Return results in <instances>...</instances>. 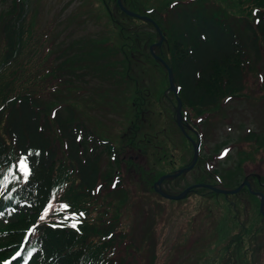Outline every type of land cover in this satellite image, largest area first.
Here are the masks:
<instances>
[{"label":"rangeland","instance_id":"rangeland-1","mask_svg":"<svg viewBox=\"0 0 264 264\" xmlns=\"http://www.w3.org/2000/svg\"><path fill=\"white\" fill-rule=\"evenodd\" d=\"M14 1L0 0V17L1 13L11 4L17 7V3ZM161 1L127 0L129 4L125 3V5L124 0L122 2L124 6L130 8H127L128 10L141 15L145 14L149 5L158 6L157 3ZM234 1L225 0L229 4ZM22 3L26 12L22 21L23 26H18L16 42L20 46V52L16 55L15 60L18 68L27 71L26 73L38 72L36 82L38 92L45 89L47 91L52 84L49 90L56 86L49 79L47 86L44 84V87H41L43 84L41 65L45 62L46 47L51 46L53 49L63 47L62 49L70 50L68 53L79 52V48L75 46L76 43L69 41L74 38L86 40L89 38L88 35L95 39L105 38L110 45L114 46L109 50L110 53H113L109 56V59L112 60L103 64L96 77L86 75L89 78L87 82L84 73L71 75L70 78H74L75 81L67 78L68 84L60 86L51 94L52 99L57 97L62 100L70 98L74 100L73 104L75 107L77 106V111H80V117L89 123L102 120L99 126H91V128H97L114 147L113 159L109 155L102 154L99 168H95L98 176L96 182L99 185L101 182L105 183V177L109 174L111 178L107 180L108 183L105 186L103 183L102 187L98 186L92 192L79 189L81 193L89 195L90 198L87 200L84 197L82 204L78 201L76 206L82 208H76L74 212L85 213V217L82 219L83 223L94 221L93 232L86 231L80 223L63 222L59 224V231L75 233L79 231V234H83L86 246L96 247L97 255H92L90 262L80 258L76 260V257L80 255L79 249L76 252V246L73 244L61 245L54 240L53 236V246L50 250L44 245H38L34 257L36 263L209 264L210 260H203L205 257H211L210 264H223L222 261L226 257V264H257L259 247L264 241V223L259 222L251 233L248 228L242 234L240 232L242 230L236 232L241 223L239 219L242 218L237 205H234L235 209L222 213L217 211V206L204 205L206 203L204 199L207 197L219 201L218 203L222 205L225 204L220 194L214 192H205L199 196L190 194L186 199L174 202L166 201L158 195L156 197L152 191L155 174L151 170L158 173L161 170H170L174 166L176 168L177 165L188 163L193 149L190 144L188 145V141L189 139L194 141L193 135L190 134L186 139L177 140L175 134L178 136V132L174 129L176 125L172 121L171 123L168 121V118L171 119V115L168 114L167 118L166 109L163 108L162 111V103L165 102L160 87H162V81L165 84L164 78L165 80L167 78L164 76L166 74L163 68L162 77L164 78L161 77V68L156 62L153 63L149 51L158 55L159 49H164V42L160 41L158 46L151 49L150 46L158 42V37L147 35V40H144V35L148 34L149 26L127 15L132 22L123 16L118 17L119 14H116L118 10L113 7L116 0H22ZM238 4L239 1L236 0L235 5ZM248 7V0H243V11ZM33 8L35 9L34 17L31 12ZM250 12L252 13L251 8ZM121 15L125 14L121 12ZM139 23L144 27L137 25ZM116 24L120 31L123 25H127L136 35L129 43L131 47H127L125 51L122 41L117 39ZM44 35L45 37H43ZM145 44H147V54L144 53ZM67 45L69 46L67 47ZM132 49L139 51L140 56L135 59L129 58V61L126 62L116 57L117 53L122 54V52H129ZM11 51L13 50L7 45L6 37L0 35V60ZM261 52L262 59L259 65L254 66L253 69L249 67L243 72L241 95L238 97L227 96L222 100L219 109L215 111V116L211 115L212 123L223 120L221 122L224 126L221 130L215 126L212 134L206 131L207 157L214 153L213 150L208 151V149L209 146L211 147L212 141L218 137L219 132L230 133L232 140H236L237 135L240 136L241 133L244 135L248 127L255 129L259 124L263 125L264 132V110L262 109L264 108L262 106L264 85L259 80L260 75L264 74L263 46ZM24 64L31 66L26 67ZM57 64L54 65L55 68ZM37 66L39 69H36ZM127 67L129 71L125 70ZM119 68L124 69V77H129V81L125 83L120 81L123 79L121 78L122 70ZM52 76L54 81L55 75L52 74ZM0 81L3 82L4 79L1 78ZM115 84L119 85L117 90L114 88ZM123 85H125L124 91L122 90ZM119 87H121V93H119ZM135 89L144 100L140 106H138L137 97L133 98L132 96ZM126 91L127 94L129 92L130 94H124ZM115 93L119 94L115 96ZM123 98L129 103H125ZM133 101L137 105H133ZM169 101L171 102L170 98ZM187 114L194 115L193 113ZM197 119L198 117L195 115L194 120ZM133 120L137 123L136 127H134ZM122 132L125 135L121 137L119 134ZM261 142L262 146H259ZM202 145H204L203 140ZM224 149H226L224 153L226 155H221V151H219L218 156L221 159L218 161L226 160L225 162L233 164L236 163V158L243 159L244 154L247 157L242 165L243 174H261L263 172L264 142L261 139L258 141H237L227 144ZM124 150L126 151L120 154ZM141 150L149 152V154L142 157L139 154ZM170 154L171 158H169ZM135 156H139V158L135 159ZM215 162V159L206 164L199 162L195 171L200 174L207 169L209 173H212V166ZM210 176L215 182V178ZM186 177L180 178L178 181L180 183L191 182L195 176L189 174ZM118 178V183L113 186L114 182L112 183V181ZM202 179L209 181L202 183L213 182L206 176ZM73 187L76 188L74 185ZM116 189L122 190L127 195L126 202L122 200L123 193ZM202 191L200 190V192ZM33 195H36V190ZM59 199L60 196L55 193L53 202H57ZM248 200L249 202L243 206V218L247 219L243 226L246 227L250 226L252 219L255 220L259 214L258 196L248 198ZM68 201L73 202L71 196L68 197ZM47 204L50 205L51 200H48ZM202 204L203 206H200ZM45 206L46 203H44L43 209ZM102 210H106L107 214H100ZM39 213L25 214L27 216L14 225V228L19 227L16 235H22L23 231H29V228L32 227L30 224L37 221ZM48 221L44 219V222ZM39 225L46 226L45 223H39ZM63 233L60 235L63 236ZM238 236H243V240H250L251 244L243 242V244L235 246ZM37 239L38 237H35V240ZM232 243L234 244L231 245ZM227 244L229 247L231 245L232 250L229 262H227V250L225 249ZM220 257L223 260H219ZM236 260L239 261L236 262Z\"/></svg>","mask_w":264,"mask_h":264},{"label":"trees","instance_id":"trees-1","mask_svg":"<svg viewBox=\"0 0 264 264\" xmlns=\"http://www.w3.org/2000/svg\"><path fill=\"white\" fill-rule=\"evenodd\" d=\"M237 1L239 4L236 6V0L231 4L226 3L225 0H162L157 3L158 6L149 5L145 14H141L154 21L162 33L164 49H159L157 56L172 71L177 95L185 113L189 111L199 116V124L195 126V129L201 134V139H206L205 133L209 129L208 124L213 120L211 115L215 116V111L219 109L222 100L227 96L238 97L241 95L244 70L249 67L253 69L254 66L259 65L262 59L264 0H248L249 7L244 11L243 0ZM14 2L17 3V7L11 4L1 13L0 17V35L6 37L7 45L13 50L6 53L0 60V79H4L3 82L0 81V198L4 199L2 201L6 202L8 208L19 211L14 213L7 223L0 221V257L4 251L2 247L12 241L10 238L16 234L19 228H14V225L27 216L25 214H35L36 209L46 198L51 196L52 191H57L61 196L59 200L67 203L72 209L82 208L76 206L77 202L80 201L82 204L84 197L87 199L89 195L81 193L79 189L90 192L94 188L98 178L95 168H99L102 154L105 156L110 154L109 140L103 137L97 128H91V126H99L102 120L89 123L80 117V111H77V106L75 107L73 104L74 100L71 98L62 100L57 97L52 99L51 94L60 86H66L68 79L75 81L74 78H70L71 75L84 73L85 78L86 75L97 76L103 64L112 60L109 59V56L113 53H110L109 50L114 46L110 45L105 38L95 39V37L89 36L86 40L74 38L69 41L76 43L75 46L79 48V52L68 53L70 50L62 49L63 47L60 49L46 47L45 62L41 65V74L43 75L41 87H44V84L47 86L49 79L56 86L49 90L52 84L49 88L47 87V91L45 89L38 92L36 88L38 72L26 73L27 71L18 68L15 60L16 55L20 52V46L16 42L18 26H23L22 21L26 11L22 0ZM125 3L127 0H124V5ZM104 7L106 8L105 5ZM113 7L118 10L116 12L119 14L118 17L123 16L132 22L126 15H121V11L119 13L116 4H113ZM31 12L34 17L35 9L33 8ZM124 22L127 23V21ZM141 23L149 26L148 34L144 35V40H147V35L157 36L150 22L141 21ZM141 23L137 25L144 27ZM115 27L118 30L117 39L122 41L125 51L127 47H131L129 43L136 35L127 25H123L121 31L117 24ZM146 50L147 44L144 46L145 54H147ZM138 56H140V52L135 49L116 55L123 62ZM56 63L58 64L55 68ZM156 63L161 68L162 77V67L158 62ZM24 66L30 67L31 65L24 64ZM36 69H39L38 66ZM119 69L122 70L121 78L123 79L120 81L124 83L129 81V77H124V69ZM125 70L129 71V68L127 67ZM52 74L55 75L54 81ZM164 76L166 77V75ZM162 78H160L161 81ZM259 80L264 85V74L260 75ZM161 83L162 96H170L165 90L168 86L167 80L164 78L165 84L163 81ZM117 86L114 85L115 90H117ZM122 90H125V85ZM120 91L121 87H119V93H121ZM137 92L135 89L132 96L133 98L137 97L138 106H140L144 100ZM119 93H115V96ZM124 94H127V91ZM118 100L120 101V99ZM170 100L174 104L173 98ZM123 101L129 103L125 101V98ZM133 105H137V103L133 101ZM262 106L264 107V103ZM262 109L264 110V108ZM221 121L223 120L217 121L219 129L224 126ZM133 122L136 127L137 123L134 120ZM125 130L128 129L125 128ZM124 135L125 133L122 132V136ZM219 136L223 137H218L213 142V147L216 149L214 154H217L220 146L237 141H258L261 139L264 142L263 125L260 124L255 129L248 127L244 135L243 133L240 136L237 135L236 140L230 138V133L219 132ZM205 146L208 145L205 144ZM205 146L201 148L205 149ZM259 146H262V142L259 143ZM125 151H121L120 154ZM17 155H21L31 176L28 180L29 183L19 184L14 197H12L8 188L3 187L5 184H1V176L9 160H14ZM206 156L207 151L201 150L199 162H206ZM246 157L243 154V159L236 158V163L232 168L227 166L225 161L220 165V161H218L219 166L213 167L215 175L221 174L223 187L233 188L239 183V179H241L240 164L242 162L244 164ZM151 172L155 174V179L163 171ZM211 174L213 173L205 170L204 173L198 175L203 178L204 176L209 177ZM249 175L253 189L264 195V172ZM109 177L110 175L107 174L105 181ZM202 178L194 179L193 183L209 182ZM34 190H36V195H33ZM116 190L123 193L122 200L126 202L127 195L120 189ZM245 191L243 196H250ZM70 196L73 202L68 201ZM21 202H25V205ZM227 203L230 204V202ZM100 214L106 215L107 211L102 210ZM47 220L49 221L38 222L45 223L46 226L35 227L38 244L40 243L50 250L53 246L52 238L54 236V240L61 245L73 244L76 246V252L79 249L80 255L76 257V260L80 258L90 261L92 255H97L98 249L86 246L83 234L59 231V228L54 227L56 226L55 218L47 217ZM84 223H82L83 228L93 232L94 221ZM62 232H64L63 236L60 235ZM238 244H241L240 238H238L236 246ZM29 264H37L34 257Z\"/></svg>","mask_w":264,"mask_h":264},{"label":"water","instance_id":"water-1","mask_svg":"<svg viewBox=\"0 0 264 264\" xmlns=\"http://www.w3.org/2000/svg\"><path fill=\"white\" fill-rule=\"evenodd\" d=\"M117 1V5L119 7V9L124 12L126 15L130 16V17H138V18H142V19H145V20H149L147 19L146 17H140L130 11H127L125 10L121 4H120V1L119 0H116ZM152 25L155 29V31L157 32L158 36H159V40L158 42L156 43V45H158L159 41L162 39V36L160 34V31L158 29V27L152 22ZM153 57L155 59H158L154 54H152ZM160 60V59H158ZM160 62L162 63V65L165 67L166 69V73H167V81H168V85H169V90L172 91L174 94H175V90H174V87H173V84H172V76H171V71L167 68V66L160 60ZM176 101H177V106H176V109H175V113H176V124L178 125V127L181 129V125H180V122H181V116H180V113H179V110H180V101L176 98ZM192 147L195 149L193 151L192 149V158H191V162L190 164L185 167V168H181V169H178L176 170L174 173H172L171 175H165V176H162L160 177L155 183L158 184L163 178H166V177H173L175 176L176 174L182 172V171H186V170H189L193 164L195 163L196 161V158H197V152H198V144L197 143H193L192 144ZM243 184H245V182H243L238 188L232 190V191H221V190H216L214 189L216 192H219V193H233V192H236ZM156 192H158L162 197H165V198H168V199H172V200H176V199H179L181 198V196L183 197L185 195V193L187 192V189L183 190L178 196L175 195V196H170V195H167L163 192H161L160 190L156 189L155 190ZM177 196V197H176ZM263 204V199L260 198V203H259V206L261 207V205Z\"/></svg>","mask_w":264,"mask_h":264},{"label":"bare ground","instance_id":"bare-ground-1","mask_svg":"<svg viewBox=\"0 0 264 264\" xmlns=\"http://www.w3.org/2000/svg\"><path fill=\"white\" fill-rule=\"evenodd\" d=\"M156 43H157V42H156ZM156 43H155V44H156ZM176 118H177V116H176ZM194 150H195V149L193 148V151H194ZM178 195H179V194H178ZM178 195H177V196H178ZM177 196H176V197H177ZM181 197H182V196H181ZM42 204H43V203H42ZM42 204H41V205H42Z\"/></svg>","mask_w":264,"mask_h":264},{"label":"snow or ice","instance_id":"snow-or-ice-1","mask_svg":"<svg viewBox=\"0 0 264 264\" xmlns=\"http://www.w3.org/2000/svg\"><path fill=\"white\" fill-rule=\"evenodd\" d=\"M82 215V214H81Z\"/></svg>","mask_w":264,"mask_h":264}]
</instances>
